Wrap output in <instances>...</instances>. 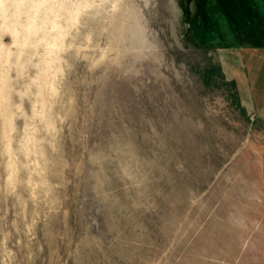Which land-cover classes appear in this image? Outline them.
Here are the masks:
<instances>
[{
	"label": "rangeland",
	"instance_id": "374dc122",
	"mask_svg": "<svg viewBox=\"0 0 264 264\" xmlns=\"http://www.w3.org/2000/svg\"><path fill=\"white\" fill-rule=\"evenodd\" d=\"M88 1L0 20V264H264V0Z\"/></svg>",
	"mask_w": 264,
	"mask_h": 264
},
{
	"label": "bare ground",
	"instance_id": "6f19581e",
	"mask_svg": "<svg viewBox=\"0 0 264 264\" xmlns=\"http://www.w3.org/2000/svg\"><path fill=\"white\" fill-rule=\"evenodd\" d=\"M88 4V0L79 4H74L71 0H0V20L3 25L8 19L9 8L13 9L15 18L26 8L25 24L20 28L14 24L8 28L16 37L23 36L20 46L41 36L48 40V45L53 49L62 45L67 30L78 21L80 13ZM62 18H65V26L61 23Z\"/></svg>",
	"mask_w": 264,
	"mask_h": 264
},
{
	"label": "crops",
	"instance_id": "0c3cea01",
	"mask_svg": "<svg viewBox=\"0 0 264 264\" xmlns=\"http://www.w3.org/2000/svg\"><path fill=\"white\" fill-rule=\"evenodd\" d=\"M243 50L246 66L251 70L248 72L253 76L248 85V90L252 92V107L259 120L264 123V68L256 70L257 65L264 64V42L250 46L245 45ZM259 60L263 63H259Z\"/></svg>",
	"mask_w": 264,
	"mask_h": 264
}]
</instances>
